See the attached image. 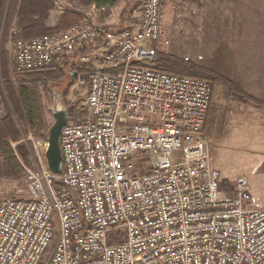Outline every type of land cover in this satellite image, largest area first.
Masks as SVG:
<instances>
[{"label": "built area", "instance_id": "1", "mask_svg": "<svg viewBox=\"0 0 264 264\" xmlns=\"http://www.w3.org/2000/svg\"><path fill=\"white\" fill-rule=\"evenodd\" d=\"M141 9L135 28L108 35L85 117L69 113L62 173L48 168L47 139L25 138L30 197L0 201V264H264V206L247 204L250 181L238 177L234 196L219 189L204 130L212 84L155 67L170 44L162 0ZM98 30L84 20L20 37L15 70L50 67Z\"/></svg>", "mask_w": 264, "mask_h": 264}, {"label": "rangeland", "instance_id": "2", "mask_svg": "<svg viewBox=\"0 0 264 264\" xmlns=\"http://www.w3.org/2000/svg\"><path fill=\"white\" fill-rule=\"evenodd\" d=\"M54 7L50 11L49 19L54 21L55 31H63L78 25L84 20L92 23L98 30L96 36L103 34V38L108 37L111 33H117L127 28H135L141 18L142 0H119L116 5L108 11L104 9L91 10L90 6L83 4V0H53ZM200 6L203 0H199ZM163 17L162 28L165 37L169 39V45H159V60L160 57L170 56L180 58L189 65L205 67L197 64V50L199 45V31L197 25L198 19V0H162ZM200 12V11H199ZM48 19V20H49ZM138 21V22H137ZM189 22L188 25L185 24ZM59 25V26H58ZM133 25V26H132ZM132 26V27H131ZM205 41H202V46L212 43L210 41L211 33L205 32ZM40 35V34H39ZM38 36V35H35ZM95 36V37H96ZM22 37L21 32L16 28L15 22L11 24L7 36L2 40V28L0 31V119H3L10 108H12V95L18 94V87L21 82L29 85L37 90L42 105L43 117L47 129L42 132L38 139L48 137V129L54 122L51 109L53 106V94L47 89V77H53L55 80H63L61 85H55L61 90L67 87L68 94L65 96V101L71 113V117L77 115L81 118L85 117V112L81 108V102L86 96L88 87L89 74L99 66V60L105 48L89 47L90 43H85L79 50L74 53H68L59 57L55 64L39 69L34 72H17L15 70V47L17 40ZM34 37V36H33ZM200 37V38H204ZM208 41V42H207ZM108 42L106 39L103 43ZM204 48L202 50H204ZM185 53V54H184ZM204 53V52H203ZM2 54V55H1ZM184 54V55H182ZM155 59V60H156ZM1 61L2 68H1ZM158 65V63H154ZM168 68L173 67L172 64H167ZM174 68V67H173ZM207 70V69H206ZM207 73L213 87L212 102L210 111L219 112L220 116L225 115V119H221L220 125L224 121L225 129L220 130V133L225 134L219 137V141L214 144V150L210 142L211 158L213 166L220 171L219 189L225 196H234L236 194V179L238 177H247L250 181L249 188L245 192L246 202L249 206H264V135L255 141L260 140L257 144L250 141L244 142L243 145L232 146L230 144V134L228 133V120L230 119L231 106L239 103L253 102L243 96L242 91L230 89L225 86L220 75L212 71ZM182 73V72H181ZM212 73V74H211ZM187 74H190L189 72ZM221 79V80H220ZM53 85H51V88ZM214 104V107H213ZM75 112V113H74ZM73 113V114H72ZM208 113V115H209ZM224 118V116H223ZM208 120V116H207ZM207 120L204 127L207 131ZM24 127V123L20 124ZM27 129V127H25ZM31 131L26 130L17 141H13L9 137L11 146L18 156L22 167L24 164H34V156L32 154L31 143L25 138ZM250 132H254L250 128ZM209 136V135H208ZM210 139V138H209ZM25 146L28 149L29 155L27 160L19 153V147ZM5 197L29 198V190L27 181L24 176V170L18 177L15 178H0V201Z\"/></svg>", "mask_w": 264, "mask_h": 264}, {"label": "crops", "instance_id": "3", "mask_svg": "<svg viewBox=\"0 0 264 264\" xmlns=\"http://www.w3.org/2000/svg\"><path fill=\"white\" fill-rule=\"evenodd\" d=\"M199 3L198 0L199 36L204 37L203 30L211 33L212 43L204 48L201 42L206 36L199 37L197 64L229 80L237 90L257 100L250 104L237 102L231 106L229 142L235 148L244 142L257 144L260 140L255 139L264 135V0H203L201 6ZM90 7L91 10L96 8L94 5ZM47 23L55 25L52 19ZM188 23L185 21L186 25ZM105 40L101 34L85 43H90L89 47L94 50L106 49L108 43H103ZM221 119H225V115L210 111L207 131L212 151L219 137L225 135L220 133L221 128L225 129L226 122L220 125ZM250 128L254 132H250Z\"/></svg>", "mask_w": 264, "mask_h": 264}, {"label": "trees", "instance_id": "4", "mask_svg": "<svg viewBox=\"0 0 264 264\" xmlns=\"http://www.w3.org/2000/svg\"><path fill=\"white\" fill-rule=\"evenodd\" d=\"M118 1L119 0H83L82 3L87 6L94 5L97 9L108 11L111 7L116 5ZM53 7V0H0V31L2 28V40L6 38L13 22H15L16 28L20 30L23 38H31L39 34L56 32V27H51L47 23L50 17V11ZM157 57H159V49L157 51ZM157 59L154 60V63H158L155 67L160 70L176 74H187L189 72L190 74L187 75L204 79L208 78L206 76L208 73L206 69L200 66L189 65L180 58L164 56L160 57L159 60ZM2 63L4 62L1 61V68L3 67ZM172 63L174 68H168L167 64ZM34 71L26 72L30 73ZM44 81L46 82L47 89L48 84L51 82L60 85L64 83L63 80H55L53 77H47ZM221 82L227 86L229 90L235 89L229 80H221ZM67 94L68 90L65 96H67ZM243 96L249 100L257 101L255 98L245 93H243ZM12 101V108L8 110L7 115L3 119H0V178H15L21 175L24 170L18 156L11 146L9 137H11L13 141H17L27 129L30 130L34 136L40 137L42 132L47 129L43 117L40 96L37 90L21 82L18 87V94L15 92L12 95ZM21 123H24L23 128L20 127ZM25 127H27V129ZM45 139H47V137H45ZM19 153L27 160L29 152L25 146L19 147Z\"/></svg>", "mask_w": 264, "mask_h": 264}, {"label": "water", "instance_id": "5", "mask_svg": "<svg viewBox=\"0 0 264 264\" xmlns=\"http://www.w3.org/2000/svg\"><path fill=\"white\" fill-rule=\"evenodd\" d=\"M51 85H53L52 88ZM55 85L58 84L55 82L48 84V88L53 94V106L51 113L54 122L48 129V146L45 150V158L48 168L53 173L61 174L63 171V159L61 152L62 130L69 121L70 115L65 101L67 87H63L61 90H59Z\"/></svg>", "mask_w": 264, "mask_h": 264}]
</instances>
